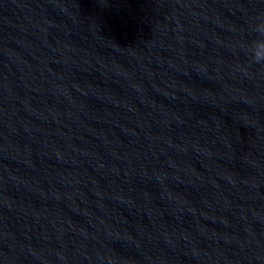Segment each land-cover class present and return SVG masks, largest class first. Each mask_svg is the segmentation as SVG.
<instances>
[{
    "label": "clouds",
    "instance_id": "clouds-1",
    "mask_svg": "<svg viewBox=\"0 0 264 264\" xmlns=\"http://www.w3.org/2000/svg\"><path fill=\"white\" fill-rule=\"evenodd\" d=\"M244 31V38L237 41L239 50L247 58L249 66L264 68V12L251 17ZM241 70L247 73L244 69Z\"/></svg>",
    "mask_w": 264,
    "mask_h": 264
}]
</instances>
